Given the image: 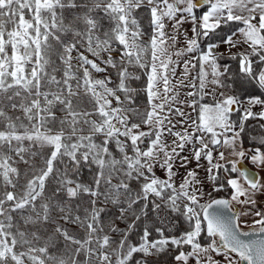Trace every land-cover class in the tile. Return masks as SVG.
<instances>
[{
	"label": "snow or ice",
	"instance_id": "1",
	"mask_svg": "<svg viewBox=\"0 0 264 264\" xmlns=\"http://www.w3.org/2000/svg\"><path fill=\"white\" fill-rule=\"evenodd\" d=\"M0 264H264V0H0Z\"/></svg>",
	"mask_w": 264,
	"mask_h": 264
}]
</instances>
